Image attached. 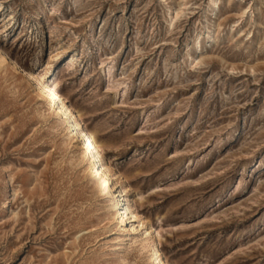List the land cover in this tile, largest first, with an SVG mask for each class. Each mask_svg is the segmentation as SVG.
<instances>
[{
    "label": "rangeland",
    "instance_id": "1",
    "mask_svg": "<svg viewBox=\"0 0 264 264\" xmlns=\"http://www.w3.org/2000/svg\"><path fill=\"white\" fill-rule=\"evenodd\" d=\"M215 12L0 0V264H147L138 234L113 239L108 194L21 63L80 114L167 264H264V0Z\"/></svg>",
    "mask_w": 264,
    "mask_h": 264
},
{
    "label": "bare ground",
    "instance_id": "2",
    "mask_svg": "<svg viewBox=\"0 0 264 264\" xmlns=\"http://www.w3.org/2000/svg\"><path fill=\"white\" fill-rule=\"evenodd\" d=\"M210 1L213 9L216 10L215 16H217L220 10V0ZM179 5H187V2L182 1ZM180 9H176V15L172 16V19L177 18ZM0 54H2L1 66L7 61V58L1 50ZM18 75L20 81L29 83L34 88L36 95L42 97L46 109L49 110L55 119V123L63 131L62 143L74 148L75 154L73 156L77 155V162L84 164L85 170L94 185L102 188L108 194L109 203L107 207L110 209L108 218L114 221L111 229L115 235L113 239H119L123 243L131 240L132 235L136 233L142 245L140 254L145 255L147 264H167L164 254L159 248L157 229L133 208L131 189L124 184L122 174L110 175L108 173L109 166L103 160L99 141L85 128L80 114L60 93L58 84L41 81L33 74L30 66L23 63L18 67ZM46 109L43 111L44 113ZM115 261V264H134V262H128L123 258V255H118Z\"/></svg>",
    "mask_w": 264,
    "mask_h": 264
}]
</instances>
